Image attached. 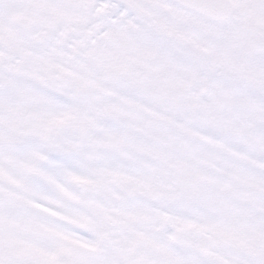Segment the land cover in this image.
<instances>
[{"label":"snow or ice","instance_id":"6c2138e0","mask_svg":"<svg viewBox=\"0 0 264 264\" xmlns=\"http://www.w3.org/2000/svg\"><path fill=\"white\" fill-rule=\"evenodd\" d=\"M0 264H264V0H0Z\"/></svg>","mask_w":264,"mask_h":264}]
</instances>
